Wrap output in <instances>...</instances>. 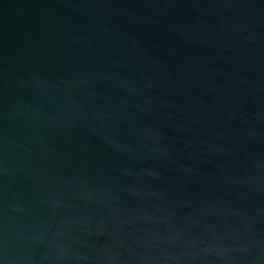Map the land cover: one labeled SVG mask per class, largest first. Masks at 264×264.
Returning a JSON list of instances; mask_svg holds the SVG:
<instances>
[{"label":"water","instance_id":"95a60500","mask_svg":"<svg viewBox=\"0 0 264 264\" xmlns=\"http://www.w3.org/2000/svg\"><path fill=\"white\" fill-rule=\"evenodd\" d=\"M0 264H264V0H0Z\"/></svg>","mask_w":264,"mask_h":264}]
</instances>
